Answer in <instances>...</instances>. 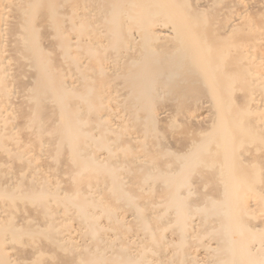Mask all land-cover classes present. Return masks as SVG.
Instances as JSON below:
<instances>
[{
    "label": "bare ground",
    "instance_id": "bare-ground-1",
    "mask_svg": "<svg viewBox=\"0 0 264 264\" xmlns=\"http://www.w3.org/2000/svg\"><path fill=\"white\" fill-rule=\"evenodd\" d=\"M229 124L264 127V0H0V264H264Z\"/></svg>",
    "mask_w": 264,
    "mask_h": 264
},
{
    "label": "rangeland",
    "instance_id": "rangeland-1",
    "mask_svg": "<svg viewBox=\"0 0 264 264\" xmlns=\"http://www.w3.org/2000/svg\"><path fill=\"white\" fill-rule=\"evenodd\" d=\"M170 95H174V93L171 92V94L168 95V97H171ZM205 96L206 94H203V91L198 94ZM197 95V96H198ZM233 97V96H231ZM236 97V96H234ZM232 98H230L231 100ZM240 117L245 120H250L253 117V113L250 110H244ZM179 127L173 125L174 128H177V131H179V135H181V140L179 142V147L182 149L185 146V141L187 139V130H195V125H190L187 123L179 124ZM229 129H234L232 131L237 130V133H239V136H233L228 139V141L220 143L222 146L218 150L217 147V157H225L227 159L235 158L237 157H247L249 159H253L254 162L252 164L245 165L244 169L251 175H256V179H258L257 183H263L264 182V127H258L256 124H253L252 126H244L239 124H229L225 127L222 126V128H214L206 130L201 132V139L200 143L206 142L207 139H210L212 136H214L217 133H220L222 136H224L227 132H230ZM223 131V132H220ZM226 136V135H225ZM255 179V180H256ZM36 232L32 236L24 235L20 237L19 239H16L13 241V244L20 243V242H27L29 240H41L43 237V233ZM49 251V249H46ZM51 255V252H42L36 261H43L48 258V256Z\"/></svg>",
    "mask_w": 264,
    "mask_h": 264
}]
</instances>
